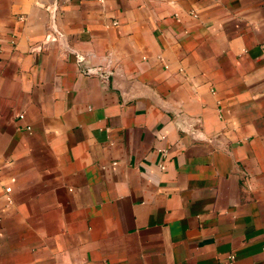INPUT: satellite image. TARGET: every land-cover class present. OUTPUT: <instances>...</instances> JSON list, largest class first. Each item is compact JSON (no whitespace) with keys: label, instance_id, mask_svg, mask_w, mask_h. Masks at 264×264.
<instances>
[{"label":"crops","instance_id":"obj_1","mask_svg":"<svg viewBox=\"0 0 264 264\" xmlns=\"http://www.w3.org/2000/svg\"><path fill=\"white\" fill-rule=\"evenodd\" d=\"M229 254L264 264V0H0V264Z\"/></svg>","mask_w":264,"mask_h":264},{"label":"built area","instance_id":"obj_2","mask_svg":"<svg viewBox=\"0 0 264 264\" xmlns=\"http://www.w3.org/2000/svg\"><path fill=\"white\" fill-rule=\"evenodd\" d=\"M18 116H19L20 118L23 117L22 114H19ZM5 191H6L7 193H9V192H10V188H9V187H6V188H5ZM234 262H235V255H234V254H229V255L226 257V259H225L224 261H222L220 264H234Z\"/></svg>","mask_w":264,"mask_h":264}]
</instances>
